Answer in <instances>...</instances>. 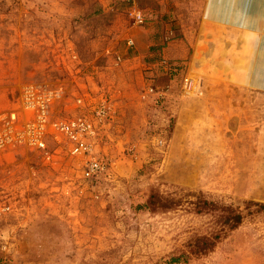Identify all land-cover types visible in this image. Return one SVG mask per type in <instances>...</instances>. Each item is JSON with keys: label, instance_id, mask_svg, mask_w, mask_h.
<instances>
[{"label": "rangeland", "instance_id": "rangeland-1", "mask_svg": "<svg viewBox=\"0 0 264 264\" xmlns=\"http://www.w3.org/2000/svg\"><path fill=\"white\" fill-rule=\"evenodd\" d=\"M201 2L0 0L1 138L28 88L63 92L43 148L0 145V264H264V26L232 83L168 54ZM100 89L115 114L88 181L52 125L90 115L77 98Z\"/></svg>", "mask_w": 264, "mask_h": 264}, {"label": "crops", "instance_id": "crops-1", "mask_svg": "<svg viewBox=\"0 0 264 264\" xmlns=\"http://www.w3.org/2000/svg\"><path fill=\"white\" fill-rule=\"evenodd\" d=\"M199 10L198 24L186 32L180 30L183 37L169 43V56L187 58L188 65L200 60L206 68L216 67L218 74L219 68H225L231 72L227 75L232 83L238 82L234 69L243 66L244 83L249 82L257 32L264 26V0H202Z\"/></svg>", "mask_w": 264, "mask_h": 264}, {"label": "built area", "instance_id": "built-area-1", "mask_svg": "<svg viewBox=\"0 0 264 264\" xmlns=\"http://www.w3.org/2000/svg\"><path fill=\"white\" fill-rule=\"evenodd\" d=\"M131 16L136 24L144 23V16L140 11L131 12ZM117 60L120 61V57ZM153 91V88L147 90L148 93ZM62 93V90L57 88L46 90L28 88L25 92L24 108L27 112L29 111V115L24 121L17 116L16 121L12 123L15 126L10 125L6 138H1L0 133V145H3L6 140L43 148L44 137L49 131L47 126L51 105L63 96ZM107 97L104 89L98 90L94 95L86 92L85 95L77 98V103L81 105L82 110H88L90 115L80 114L52 125L54 131L69 142L70 153L81 156L85 161L82 176L88 181L96 180L106 169L105 161L94 153V145L100 136V131L114 120L115 109ZM19 120L24 125H18Z\"/></svg>", "mask_w": 264, "mask_h": 264}, {"label": "trees", "instance_id": "trees-1", "mask_svg": "<svg viewBox=\"0 0 264 264\" xmlns=\"http://www.w3.org/2000/svg\"><path fill=\"white\" fill-rule=\"evenodd\" d=\"M242 220H243V218H242L241 214H237L233 217L225 216L223 221H222L223 227L220 230L219 234H224L229 230H234L235 228H237L242 223Z\"/></svg>", "mask_w": 264, "mask_h": 264}]
</instances>
